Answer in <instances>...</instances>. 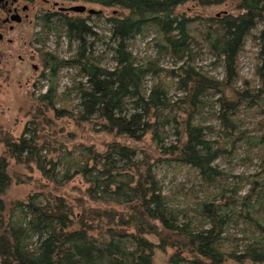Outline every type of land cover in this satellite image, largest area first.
Masks as SVG:
<instances>
[{"label":"trees","instance_id":"obj_1","mask_svg":"<svg viewBox=\"0 0 264 264\" xmlns=\"http://www.w3.org/2000/svg\"><path fill=\"white\" fill-rule=\"evenodd\" d=\"M60 1L92 2L122 9L106 17L109 39L115 43V65L104 67L89 55L88 49L95 40L88 38L97 33L84 17L70 15L61 9L62 4L41 10L34 41L44 63L42 77L46 87L38 100L53 106L59 96L57 71L63 66L74 67L72 85L64 91L73 90L78 97L75 120L99 125L114 137L125 136L136 143L113 139L103 151L85 143L64 146L56 163L40 154L43 145L37 147V138L32 134L28 138L20 135L16 140L4 137L5 152L18 162H35L42 174L56 183L62 184L80 173L89 182L90 198L121 204L129 211L125 215L112 208L95 211L92 217L104 220L103 224L98 223L100 230L93 233L86 224L85 213L75 215L64 196L37 190L9 205L0 197V264H154L156 246L174 249L168 264H226L228 258L238 264L245 259L264 262L262 223L256 222L255 232L249 235L242 252L224 248L221 241L230 219L227 211L234 210L231 196L226 195L224 203L201 198L188 207L175 206L172 197L162 192V180L150 160L154 157L155 162L174 161L177 167L189 165L208 183L221 173L214 162L230 150L234 140L230 147L225 146V141L213 146L205 135L200 111L209 91L219 92L218 117L225 132L232 134L241 101L264 97V0H229L234 10L214 16L192 15L177 8L188 1L206 5L227 0ZM149 33L153 34L152 44L158 54H170L182 61L176 72L182 92L174 100L167 95L165 81L146 87L147 74L156 72L154 62L151 58L139 60L130 47L136 35ZM51 34L69 42L74 40V54L66 58L49 50L46 43ZM248 37L257 46L255 74L259 84L240 91L233 83L239 77L238 56ZM193 43L203 44L211 53L213 62L223 67V77L194 64ZM168 107L180 111L179 117L162 113ZM164 124L174 127L173 142L168 144L164 142ZM147 132L155 145L145 157L138 158L137 149L143 151L138 140ZM56 164L60 175L54 171ZM8 166L7 156L0 154V194L10 182ZM247 196L249 193L243 199ZM252 205L248 208H255ZM153 237H157V243Z\"/></svg>","mask_w":264,"mask_h":264},{"label":"rangeland","instance_id":"obj_2","mask_svg":"<svg viewBox=\"0 0 264 264\" xmlns=\"http://www.w3.org/2000/svg\"><path fill=\"white\" fill-rule=\"evenodd\" d=\"M53 2L64 6L84 3L87 7L96 9L97 12L90 14L88 18L86 15L89 13L86 11H69V14H78L93 26L97 35L89 36V41L92 39L95 41L94 45L88 49V53L104 67H113L115 60L112 47L115 43L109 39L110 31L106 17L122 9L117 6L108 7L92 2L60 0H35L32 9L35 11H39L41 8L53 9ZM232 5V1L229 0L206 5L198 1H188L179 5L177 9L192 15L214 16L228 9L234 10ZM35 29H37L36 24H30L25 20L20 24H15L12 31L3 30L4 38L0 41V154L6 155L9 160L7 171L10 175L9 185L0 194V197L6 205H9L12 201L26 199L28 194L37 190L50 191L54 195L64 196L72 206L75 215L85 213L87 226L93 233H97L101 228L99 224H103L104 218H93L95 211L112 208L125 215L129 209L121 204L95 201L90 198L87 192L89 182L80 173L72 175L62 184L56 183L46 178L35 162H18L14 157H8V153L5 152L4 137L10 136L12 140H16L20 135L28 138L32 134L37 138L36 146L43 145L40 154L47 159L56 161V163L64 146L71 148L77 143H85L103 151L108 142L113 139L130 145L136 143L125 136L114 137L113 133L101 130L99 125L75 120L73 115L77 111L78 97L73 90L64 91L66 86L72 85L71 78L75 73L74 67L63 66L57 71L56 83L59 96L55 99L53 106H46L38 100V96L45 92L46 80L40 76L37 78L42 70L41 57L39 59L35 53L37 57L32 58L28 54L32 51L30 47H34L33 44H29V40L33 38L32 32ZM10 37L14 40L11 44L7 42V38ZM152 37V33L136 35L130 41V47L139 60L151 58L154 62L156 72L147 74L146 87L150 88L155 82L165 81L167 95L171 100H174L182 92L178 88V76H176L178 66L182 61L170 54H158L157 48L152 44ZM46 45L49 50L55 51L61 57L69 58L75 52L74 40L69 42L64 37L56 38L52 34ZM19 54L25 56L24 60H20ZM256 54L257 46L248 37L238 56L239 77L233 83L234 88L241 91L249 85L252 88L258 86L259 78L255 74ZM191 58L197 67L206 69L216 77H223V67L213 62L214 57L204 48L203 44H191ZM31 63L39 64L37 75L31 68ZM77 79L85 80L84 77L81 79L77 77ZM219 96V92L209 91L206 95L207 102L200 111V120L206 126L205 135L213 142V146L225 141V146L230 147V141L232 139L234 141L230 150L225 151L215 160L214 163L221 173L215 176L213 183L206 182L200 173L191 169L189 165L182 164L181 167H177L174 161L160 163L155 162L154 157L150 160L155 163L153 168L162 180V192L172 197V203L175 206L188 207L193 205V201L201 198L224 203L226 202L225 196H231L232 204H229L231 207L233 206L234 210L227 211V217L230 219L221 243L224 248L239 253L243 251L249 235L255 232L256 222L259 221L264 225V97L255 101H250L247 98L241 101L237 125L230 134L225 132L226 128L218 117ZM56 113L72 114L57 115ZM162 113L178 118L180 111L175 107H168L162 110ZM172 125L164 124L162 128L166 144L173 142L174 139ZM138 143L143 149V151L137 149L138 158L145 157V154L151 151V146L155 145L150 132L138 140ZM155 154H158L157 151ZM49 165L47 166L52 167L51 164ZM54 171L60 175L58 164L55 165ZM248 193L249 196L243 199V196ZM253 203L255 206L252 205ZM251 205L255 208H248ZM153 239L157 243V237H153ZM172 251L174 249L170 246H156L153 263L168 264V258ZM226 264L238 263L234 259L228 258ZM240 264H264V262L253 263L245 259Z\"/></svg>","mask_w":264,"mask_h":264},{"label":"flooded vegetation","instance_id":"obj_3","mask_svg":"<svg viewBox=\"0 0 264 264\" xmlns=\"http://www.w3.org/2000/svg\"><path fill=\"white\" fill-rule=\"evenodd\" d=\"M34 1L35 0H0V41L4 38L3 30H14L15 24H20L27 20L28 23L37 25L38 28V20L37 16L41 10H50L49 8H41L39 11H35L32 8H34ZM57 1V0H56ZM57 6L56 2L52 3V7ZM33 11V12H32ZM68 11V10H67ZM70 11V10H69ZM30 12H32V15L29 17ZM7 27V28H6ZM37 29H35L32 34L33 38L29 40V44H33L34 47H30L32 51H30L29 57H37L35 53H37L39 59L40 54L38 50V45L35 44L34 41V32ZM13 38H7L8 43H13ZM26 42V41H25ZM28 57V58H29ZM20 60H24L25 56L22 54H19ZM31 68L34 72H36V75L38 74L39 70V64L38 63H31ZM44 70V63L42 62V70L38 74L37 78L42 77V73ZM29 78V77H28ZM43 78V77H42Z\"/></svg>","mask_w":264,"mask_h":264},{"label":"water","instance_id":"obj_4","mask_svg":"<svg viewBox=\"0 0 264 264\" xmlns=\"http://www.w3.org/2000/svg\"><path fill=\"white\" fill-rule=\"evenodd\" d=\"M61 9L64 10H70V11H74V12H84L87 11L88 13H94L97 12L96 9L92 8V7H87L86 4L84 3H75V4H71L68 6H62Z\"/></svg>","mask_w":264,"mask_h":264}]
</instances>
